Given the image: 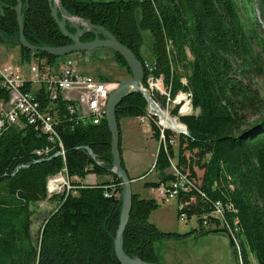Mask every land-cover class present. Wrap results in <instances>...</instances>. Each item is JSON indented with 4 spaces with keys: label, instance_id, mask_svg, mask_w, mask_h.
Returning <instances> with one entry per match:
<instances>
[{
    "label": "trees",
    "instance_id": "16d2710c",
    "mask_svg": "<svg viewBox=\"0 0 264 264\" xmlns=\"http://www.w3.org/2000/svg\"><path fill=\"white\" fill-rule=\"evenodd\" d=\"M61 3L69 13L75 11L78 18L109 31L142 64V33L148 31L152 37L154 76H163L172 95L177 91L190 93L192 112L179 118L188 136H179L177 152V170L187 185L175 199L177 215L195 218L196 229L185 233L159 230L148 218L158 207L155 198L133 192L123 233L125 253L144 262H159L156 241L162 237H195L204 233L209 224L232 233L240 253L238 263L251 264L252 255L255 264H264V99L245 76L252 71L264 78L261 59L251 46L252 40L258 39L256 22L246 18L247 29L235 0ZM15 4V0H0V29L4 38L12 39L18 32ZM257 4L264 7V0H257ZM22 12L23 34L29 44L57 47L70 42L51 17L47 0H22ZM93 38L94 34L87 32L81 40ZM18 47L24 62L33 55L48 62L60 59ZM182 73L186 84L180 81ZM97 77L109 81L104 76ZM22 91L31 92L43 110L54 107L55 142L51 143L50 136L40 128L24 121L22 127L5 124L0 128V264H120L113 239L119 222L122 186L121 179L111 171V138L104 118L98 124L82 120L76 110L68 109L74 102L61 96L49 104L43 86L32 90L27 83ZM170 96L172 100L174 96ZM9 98L10 90L0 84V102ZM153 99L161 106L166 104L158 93ZM147 106L140 92L128 93L115 107L117 122L145 115ZM171 113L179 115L177 105ZM151 117V137L158 142V119ZM168 147V142L159 144L153 167L158 181L144 182V188H156L159 183L175 179L167 172L169 159L174 156ZM36 151L42 154L37 155ZM121 164L125 168L122 157ZM195 168L202 171L200 176ZM62 169L71 187L49 198L58 204L34 237L31 220L37 203L48 199L47 180ZM89 174L100 178L99 181L85 183ZM181 202L184 206L179 208ZM215 211L218 218L211 216Z\"/></svg>",
    "mask_w": 264,
    "mask_h": 264
},
{
    "label": "rangeland",
    "instance_id": "374dc122",
    "mask_svg": "<svg viewBox=\"0 0 264 264\" xmlns=\"http://www.w3.org/2000/svg\"><path fill=\"white\" fill-rule=\"evenodd\" d=\"M82 1H90V0H82ZM92 1H117V0H92ZM235 1L239 7V11L241 14V19H242L241 21L246 26H247L246 18L250 17L252 18L253 21L256 22L255 30H256L258 39L256 41L252 40L251 46H252L254 53L260 57L262 67L264 68V7L261 8V5L257 4V0H235ZM139 15H140L139 10H137L136 19L139 18ZM73 19L79 22H75ZM66 21H67V25L69 26V28H72L71 25H69L70 23L77 25V26L78 25L86 26V23L82 21L81 18H78L77 16L75 18L67 19ZM247 29H249L248 26H247ZM88 32L92 33L91 31H88ZM9 39L10 38H3L2 40L4 43L0 44V66H4V65L6 66L7 64L11 63L15 66L20 67L21 71L26 73L28 69L30 68V66H28L30 62L31 63L38 62L41 60L43 62H48L44 58H36L34 55L30 56L29 61L24 62L20 57V49L18 45L10 44L4 41V40H9ZM142 41H143V44L140 49L141 55L144 59L142 67H143L144 73H147V74L146 75L143 74V77L140 81V89H141L140 93L143 95V92L150 91L149 84H151L153 88V92L157 90L159 97L163 99L164 101H166V104L163 106H161L160 103L157 104L159 109L163 111L161 112L164 113L166 116L168 115L167 117L173 118L175 122H178L181 124V126H183L179 118L182 116L181 114H184V113L180 112V110H181V106L184 103H186L185 102L186 100L189 102L190 93L187 91H177L174 95H172L170 91V86L165 84L163 76L161 75L157 77L154 76L153 74L154 64H153V55H152V37L148 31H144L142 33ZM113 52L114 51L110 49L98 48V49H94L91 51H86V52H81V53L79 52L78 56H77V53H73L71 55L77 64V69L80 72L87 74L93 78L97 76H104L109 80L108 81L109 84L117 86L119 81L125 78H129L131 76V72L126 62L124 61L125 65H121L122 63L118 62ZM58 58H61V57H58ZM245 74H246L245 75L246 78L248 79L247 81L250 82L251 85H253L259 91L261 98L264 99V78L258 75H255L252 71L247 72ZM144 77H145V82L143 83ZM180 81L183 84H186V78L184 77L183 73H182V77ZM36 88L37 86L33 84L32 90H36ZM169 95H171L172 97L174 96V98L172 99L173 102L172 100H168ZM180 96L182 98L185 97L186 100H182V99L178 100ZM161 99L159 101L163 102ZM174 100H178L179 103H175ZM167 101H170V102H167ZM175 105H177V114L179 115H173L171 113V109H173ZM188 107L192 112L191 101L188 103ZM104 113H105V106H104ZM193 113H196V111H193ZM122 119L124 118H121L119 122H117V119H116V122L118 123V126H119V133H120L119 134V148L120 149H121L120 121ZM157 119H159L160 122L162 123V119L160 118H157ZM138 123L141 125L140 126L132 125V129H131L132 131L133 130L137 131L136 136L131 135L132 133L130 135L125 134L124 143L127 144V146H129L130 154L135 156V161L138 162V164H140L141 166L152 161L149 168H147V170L143 174H141L140 177L148 173V169L149 170L152 169L151 170L152 173L151 172L148 173L151 175V177L147 181L148 182L158 181L156 173L153 170L155 159H156V154L158 151V142H157L156 154L153 157L152 153L154 152L156 148V141H155L156 139L149 137L150 136L148 133L150 130L149 122H145L143 124L138 120ZM131 124H134V121ZM163 125L168 126L166 123ZM257 127L259 126H255L254 128L256 129ZM182 130L187 131V128L185 125ZM167 131H169L170 134L167 135L166 134ZM176 131L172 129L164 128V127H159V139H160V136L163 135L173 141L170 143L168 148H172L174 156L170 157L169 159L170 167L167 169V172L177 179V177L181 176L179 171L177 170V152H178V143H179L178 138L180 135L188 136V131H187V135L180 134L178 131L177 132ZM252 134L253 133H251V135ZM110 138H111V135H110ZM187 155L188 154L185 153V156ZM195 172L197 176H200L202 174V171L196 168H195ZM60 177L63 178L65 183L61 182L62 180ZM140 177L138 179L139 181L136 180L137 182L132 180L131 182L132 189L133 188L136 189V186L137 187L139 186L138 182L143 180V178H140ZM49 179H55L56 181H59L61 183L58 184L59 190L57 189L58 190L57 192L49 191L48 186H46L47 187L46 193H47L48 199H45L44 201L37 203L36 212L33 215L32 220H31V231L34 237H37L38 232L46 216H48V214L52 212V210H54L58 204L56 200H49V198L51 196L59 195L63 193L64 191H68L69 188L71 187V181L66 176L64 169H62L57 174L49 177ZM54 183L55 182H53V180H50L48 183L49 187L53 186ZM159 185H164V183H160L158 184V186ZM150 189L151 188H147V189L145 188V191H146L145 195L155 198V200L158 203V207L155 210L150 212L148 218L150 222L153 223L159 230L163 232L185 233L193 229H196V219L195 218L187 216L188 217L187 220H182L177 215L176 199H168V200L161 199L157 196L155 192L153 191L151 192ZM192 200L193 198H190V202ZM182 206H184V204L181 202L179 208H181ZM215 228L216 227L214 226H209L207 227V230L204 233H201L195 237L194 236H186L182 238L162 237L161 239L156 241L154 244L155 252L158 256L159 263L161 264H241V262L238 263L235 260V258L240 257L239 256L240 253H239L238 245L235 241L236 239L233 237L232 233L227 231L230 234L231 240L233 242V246H230L228 243L226 234L220 233V232L206 234L207 231L213 230ZM250 260H251V264H255V260L252 255H250Z\"/></svg>",
    "mask_w": 264,
    "mask_h": 264
},
{
    "label": "water",
    "instance_id": "95a60500",
    "mask_svg": "<svg viewBox=\"0 0 264 264\" xmlns=\"http://www.w3.org/2000/svg\"><path fill=\"white\" fill-rule=\"evenodd\" d=\"M50 6V15L53 18L55 24L57 25L62 36L67 38L70 42L63 46H34L29 44L23 34V15L22 12V2L21 0H16V6L13 8L16 13V21L18 24V32L14 37L9 40H4L7 43H13L19 45L31 52H43L52 56H65L73 53L91 51L98 48H106L114 51L120 55L131 72L129 78H125L118 82L117 86L109 92L108 98L105 103V113L104 120L107 124L108 130L111 135L110 140V152L112 158V168L111 171L121 179L122 183V193H121V212L119 215V223L115 232V237L113 239L114 253L120 264H161L159 262H144L140 260L137 256L130 257L123 250V233L126 223L129 218V213L132 206V180L130 179L126 169L121 164V152L119 149V126L116 122L114 110L120 100L132 91H141L140 81L143 77L144 71L141 61L137 56L125 45L119 42L109 31L104 29L100 25H95L87 20H83L86 23L84 25H74L70 23L73 28V32L69 31L67 27V19L75 18L76 12L69 13L63 7L61 0H48ZM91 31L95 34L94 38L88 41H82L81 37ZM3 34L0 31V39H3ZM144 98L147 100L149 105L154 108L157 114L160 115L159 110L156 108L154 102L150 99L147 92H143ZM151 100V101H150ZM259 126V125H257ZM255 127V126H254ZM255 129V128H253ZM177 130L180 134L187 135L186 130ZM88 153L94 158L92 152L87 149ZM224 233L227 236L228 243L233 246L231 236L223 229H215L207 233ZM206 233V234H207ZM234 252V251H233ZM235 254V253H234ZM235 257V256H234ZM236 259V258H235Z\"/></svg>",
    "mask_w": 264,
    "mask_h": 264
},
{
    "label": "built area",
    "instance_id": "2783aa9c",
    "mask_svg": "<svg viewBox=\"0 0 264 264\" xmlns=\"http://www.w3.org/2000/svg\"><path fill=\"white\" fill-rule=\"evenodd\" d=\"M1 77L5 79L6 84L4 85L10 90V98L7 102H0V128L6 123L17 125L24 120L35 126L40 122L42 132L50 136L51 143L55 142L53 119L48 114L44 116L36 112L38 102L35 101L31 92L22 91L27 83L31 86L35 84L37 87L43 85L47 91L65 90L64 99L74 102V106H69L70 110L75 109L80 114V118L85 117V120L92 124H98L100 119L104 118L105 102L110 90L114 88L112 84L101 83L96 78L80 72L72 55L66 56L57 74L51 72L46 66L31 65L24 73L21 69L4 65L0 66ZM149 90H153L151 84H149ZM162 138L163 135L160 136V139ZM171 142L173 141L170 139ZM48 151L47 149L43 153L46 154ZM59 153L62 155L63 151ZM186 185L184 177L179 176L177 179L151 189L159 198L168 200L175 199L179 191H185ZM180 218L188 219L186 214H181ZM206 218L207 216H204V219Z\"/></svg>",
    "mask_w": 264,
    "mask_h": 264
},
{
    "label": "bare ground",
    "instance_id": "6f19581e",
    "mask_svg": "<svg viewBox=\"0 0 264 264\" xmlns=\"http://www.w3.org/2000/svg\"><path fill=\"white\" fill-rule=\"evenodd\" d=\"M75 22H79V21H76L75 19H73ZM17 22V21H16ZM80 23H82V22H80ZM10 44H13V43H10ZM14 45H16V44H14ZM19 46V45H18ZM31 52V51H30ZM81 53V52H80ZM71 55V54H70ZM68 56V55H67ZM55 57H57V56H55ZM61 58L60 59H58L56 62H43L42 60L41 61H38V62H30V64L28 65V66H31V65H37L38 67H42V66H46V67H48V69L51 71V72H54V73H58V71L60 70V68H61V66H62V64H63V62H64V60H65V58H66V55H65V57L64 56H60ZM7 65H9V66H11L12 68H18V69H21L20 67H18V66H15V65H13V64H7ZM94 78H96L98 81H100L101 83H104V84H108L109 82L108 81H105V80H101L100 78H98V77H94ZM0 84H1V86H3V87H5V88H7L4 84H6V82H5V79L4 78H0ZM40 86H43V85H40ZM114 87H116L115 85H113ZM65 92V90H58L57 92L56 91H47V93H46V96H47V101L49 102V104L50 103H54V101H56V100H58V97L59 96H61L62 97V99L63 100H65L64 99V97H63V93ZM155 93H158L157 92V90L155 91V92H153V90L152 91H148L147 92V94L149 95V97H150V99L154 102V104H155V106H156V108L159 110V113H160V115L159 114H157L156 113V111L154 110V108H152L150 105H149V103L147 102V100H146V102H147V105H148V108H147V112H146V114L145 115H143V116H141V117H139L138 118V120L141 122V123H144V122H148L149 121V119H150V121L152 120V117L151 116H155L156 118H160V119H162V123L160 122V120L158 119L157 121H156V123H157V125L159 126V127H164V128H168V129H172V130H175V129H179V130H182L183 128H184V125L183 126H181V124L180 123H178V122H175L174 120H173V118H169V117H167L164 113H162L163 111L161 110V109H159V107L157 106V104H158V102L157 101H155L154 99H153V96L155 95ZM144 97V96H143ZM184 97V96H183ZM34 98V97H33ZM35 99V98H34ZM180 99H182V100H186L185 99V97L184 98H182L181 96L178 98V100H180ZM150 100V101H151ZM168 100H170L169 99V96H168ZM178 100H174V102L175 103H179V101ZM36 101V100H35ZM167 102H170V101H167ZM172 102H173V100H172ZM186 103H184L182 106H181V110H183V111H181L180 110V112H182V113H184V114H181V115H185V114H189L190 112H191V110L189 109V107H188V101L186 100L185 101ZM38 106V108H36V112L37 113H41L42 115H44V116H46V114H48V115H50L51 117H53V115L55 114V110H54V107H52L50 110H43L42 109V106H40V104H38L37 105ZM68 109L70 110V108L68 107ZM153 111V112H152ZM162 111V112H161ZM104 117V116H103ZM52 119H54V118H52ZM81 119L82 120H85L86 118L85 117H81ZM24 122L25 123H27L25 120H24ZM24 123V124H25ZM167 124L168 126H166V125H163V124ZM175 123V124H174ZM11 124H14V125H16L15 123H11ZM28 125H31V124H29V123H27ZM22 123L20 122V124H17L16 126H21L22 127ZM41 123L40 122H38L37 123V127L36 128H40V130H41ZM162 125V126H161ZM176 131V130H175ZM177 132V131H176ZM47 136H48V134H47ZM168 142V144L170 145V139H166V137L165 136H163V138L162 139H159V141H158V146H159V144L160 143H163V144H165V143H167ZM38 151H36L35 153L37 154V155H41L42 154V152L40 153V154H38L37 153ZM45 154V153H44ZM111 161H112V158H111ZM152 169H150V171H151ZM58 178V177H57ZM57 178H55V179H57ZM61 178V182L62 183H65V181L63 180V178L62 177H60ZM140 178H143V177H140ZM55 179H49L48 181H47V186H48V190L49 191H53V192H57L59 189V185L58 184H60L61 182H59V181H56ZM139 179V178H138ZM50 180H53V182H55L54 183V185L53 186H51V187H49V185H48V183H49V181ZM160 184V183H159ZM121 186H122V183H121ZM58 189V190H57ZM151 190V192L153 191V192H155L153 189H150ZM121 192H122V189H121ZM121 202H122V199H121ZM217 207H219V206H217ZM120 212H121V208H120ZM119 215H120V213H119ZM203 216H205V215H203ZM212 217L214 216V217H219L218 216V211H215L212 215H211ZM207 227H209V226H214V225H206ZM215 227V226H214ZM221 228H223V227H219V228H215V229H221ZM228 228V227H227ZM215 229H213V230H215ZM223 230H225L226 232H227V230L226 229H223ZM210 231H212V230H210ZM207 232H209V231H207ZM208 234V233H207ZM227 234H229L228 232H227ZM230 235V234H229ZM116 256V255H115ZM236 261H237V258L235 259ZM238 262V261H237Z\"/></svg>",
    "mask_w": 264,
    "mask_h": 264
},
{
    "label": "crops",
    "instance_id": "0c3cea01",
    "mask_svg": "<svg viewBox=\"0 0 264 264\" xmlns=\"http://www.w3.org/2000/svg\"><path fill=\"white\" fill-rule=\"evenodd\" d=\"M134 121V124H131ZM145 123V122H144ZM143 123V124H144ZM132 125H141L138 123V118H124L120 121V129H121V156H122V160L124 162V166L126 168V171L129 175V177L137 182L139 181L137 178L143 174L147 168H149V166L151 165L152 161L146 163L145 165L141 166L140 164H138V162L135 161V156L130 154V149L129 146H127V144L124 143V139H125V134L127 135H133L136 136L137 131L136 130H131L132 129ZM150 128V127H149ZM148 131V129H147ZM149 137H151V131L149 130ZM156 141V140H155ZM156 150H157V141H156V148L154 150V152L152 153V156L154 157L156 154ZM152 157V158H153ZM149 170V169H148ZM152 173V172H151ZM151 177L150 174H146V176L143 178L139 186H136V189H132L133 192L138 193L141 196H146L145 193V188L143 187L144 182H148L147 180ZM137 180V181H136ZM97 181H99V179L94 175V174H89L87 175V177L85 178L84 182L85 183H96Z\"/></svg>",
    "mask_w": 264,
    "mask_h": 264
}]
</instances>
